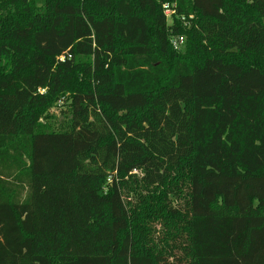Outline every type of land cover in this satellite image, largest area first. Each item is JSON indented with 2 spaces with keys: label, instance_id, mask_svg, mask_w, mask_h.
<instances>
[{
  "label": "trees",
  "instance_id": "trees-1",
  "mask_svg": "<svg viewBox=\"0 0 264 264\" xmlns=\"http://www.w3.org/2000/svg\"><path fill=\"white\" fill-rule=\"evenodd\" d=\"M0 264H264V0H0Z\"/></svg>",
  "mask_w": 264,
  "mask_h": 264
},
{
  "label": "built area",
  "instance_id": "built-area-1",
  "mask_svg": "<svg viewBox=\"0 0 264 264\" xmlns=\"http://www.w3.org/2000/svg\"><path fill=\"white\" fill-rule=\"evenodd\" d=\"M164 12L168 19H171V16L175 14V11L169 4L164 5ZM184 38L183 37H177L172 39V45L177 50L181 47V44L183 43ZM64 57L60 58V61H63Z\"/></svg>",
  "mask_w": 264,
  "mask_h": 264
},
{
  "label": "rangeland",
  "instance_id": "rangeland-1",
  "mask_svg": "<svg viewBox=\"0 0 264 264\" xmlns=\"http://www.w3.org/2000/svg\"><path fill=\"white\" fill-rule=\"evenodd\" d=\"M182 48L180 49H183V45L181 46ZM63 110V109H62ZM61 108L60 107H56V108H53L51 109L50 113L54 116H57L58 117V120H63V116L61 115V112H62ZM128 198V201L129 202H134L135 201V198L133 196H129L127 197ZM156 229L160 232L161 231V227L160 225H157L156 226Z\"/></svg>",
  "mask_w": 264,
  "mask_h": 264
}]
</instances>
